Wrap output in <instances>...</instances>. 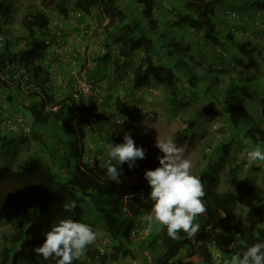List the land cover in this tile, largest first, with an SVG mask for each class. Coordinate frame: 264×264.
Wrapping results in <instances>:
<instances>
[{"label":"trees","instance_id":"1","mask_svg":"<svg viewBox=\"0 0 264 264\" xmlns=\"http://www.w3.org/2000/svg\"><path fill=\"white\" fill-rule=\"evenodd\" d=\"M226 1L233 0H76L73 6L62 0L57 5L56 21L41 7L27 8L20 19L21 32L11 27L12 5L0 2V154L7 153L17 142L18 132L26 133L38 148L23 162H5L0 157V221L11 225V230L1 234L0 264H56L55 257L45 260L33 249L44 243L51 224L61 218L88 223L106 237L99 241L103 251L96 250L98 257L80 258L74 264H113L129 256L135 259L136 247H143V239L147 245L161 240L160 246L152 243L149 264H215L216 259L224 264L233 254L264 241V228L257 227L263 218L261 207L250 206L247 222L242 223L237 216L240 197L235 192L206 186L204 201L208 211L197 221L201 230L196 238L172 240L165 229L156 232V241L149 236L160 227L158 222L151 225L149 234H139L149 225L143 217L153 206L144 173L159 166L158 157L163 153L155 147L158 114L144 111L145 100L132 96L135 92L159 83L171 88L174 96L180 79L202 92L195 114L173 129L172 139L178 146L197 147V131L205 123H219L221 116L230 128L228 140L216 147L219 154L224 153L222 157L218 155L221 161L234 144L246 146L247 152L264 145V46L257 48L240 37L246 30L263 28L264 0H246L238 8L230 7ZM220 5L236 10L238 20L241 18L245 26L238 22L220 27L216 21L220 16L228 25L238 21L218 14ZM76 12L81 16L77 17ZM64 22L74 23L73 33L83 42L72 48V56L83 58L84 65L95 61L87 77L100 88V104H105V94L119 79L132 96L115 98L117 119L115 115L109 117L108 139L101 134L96 137L95 145L103 146L96 149L94 156L86 141V129L99 118L94 105L83 96L75 97L72 89L68 94L56 95L58 88L51 84V77L58 72L69 77L67 88H71L72 76L67 70L73 61L62 57L69 49V45L65 46ZM84 43L87 46L82 50ZM199 45L198 55L194 56L196 50L192 48ZM102 50L104 54H100ZM211 55L215 59L209 60ZM229 58L233 59L231 64ZM111 60L115 68H111ZM194 64H203L207 70L198 71ZM104 82L108 89H104ZM21 98L26 99V104ZM60 131L70 138L62 140ZM126 133L138 147L146 149V158L138 159L131 169L127 163L120 166L122 183L118 184L107 176L109 157L104 152L105 144L122 143ZM212 153L207 150L201 158L208 169L195 174L203 183L215 179L219 161H214ZM230 174L234 175V171ZM85 200H90L89 206H85ZM261 200L263 203L264 198ZM73 202L76 207L66 211L64 205ZM218 229L227 241L225 252L217 257L211 236ZM109 241L112 247L107 253ZM131 242L135 247L129 245ZM231 244L235 247H229ZM106 253L108 261L104 262Z\"/></svg>","mask_w":264,"mask_h":264},{"label":"rangeland","instance_id":"2","mask_svg":"<svg viewBox=\"0 0 264 264\" xmlns=\"http://www.w3.org/2000/svg\"><path fill=\"white\" fill-rule=\"evenodd\" d=\"M1 1H6L9 2L12 5V10H11V16H12V23L11 27L14 30L20 29V32L22 31L21 25H20V19L22 15L25 13L26 9L29 8L30 6H36V7H41L45 9L53 18L54 21L57 20L58 17V8L57 5L62 1V0H0ZM76 0H65V3H69L66 5L68 6H73ZM167 2V1H166ZM246 0H233L232 2L226 1V3L230 7H240L244 5ZM167 7L171 8L172 5L170 3H166ZM224 5H220L218 7V14L223 13V7ZM217 18V17H216ZM225 18L223 17H218L216 19L217 23L220 25V27H230L231 25H234L235 23H240V25L245 26V23L242 19L240 18L238 21H234L228 25L226 21L224 20ZM61 21V20H60ZM54 23V22H53ZM75 23V21H74ZM73 22L71 24L64 22L62 25L64 29L66 30V42L65 46L67 47L69 45L68 50H64L62 53V57L67 59H73L74 55L73 52H71V48L73 47L74 44H77L80 42L77 39L78 34L73 33V29L71 26L74 24ZM0 25H2V22L0 21ZM263 28L261 29H254V30H247L244 31V35H241V39L243 41H251L253 42V45L257 48L263 47L264 46V25L262 26ZM75 32V31H74ZM241 33V32H240ZM180 39H182L180 37ZM194 40V39H192ZM67 43V44H66ZM194 56L198 55V52L200 50V45L197 48H192V51ZM228 55L232 54L231 51H227ZM230 53V54H229ZM209 60L215 59L212 55L208 58ZM229 63L231 64L230 61H232V58H229ZM191 61V60H190ZM192 63V62H191ZM206 64H208L206 62ZM226 66H228V61L224 62ZM196 67H198V71H204L207 70V67L203 64H194ZM229 68V67H228ZM212 69H217V66ZM70 71L69 69L67 72ZM224 77L227 78V74H224ZM70 81V80H69ZM108 83L104 82V89L107 88ZM103 85V86H104ZM176 87L177 90H175L174 96H172V92L170 91L171 88L167 87L165 88L164 85L162 84H153L151 86V90L148 89H142L139 92H135L132 96H134L137 99H141V101L144 99L145 104H144V111L148 112H154L158 114V123L159 126L157 127L156 131L154 132V137L157 139L158 135L161 138H166V137H173V129L175 128L176 125H183L185 121L183 119L189 118L192 115L195 114L194 110L202 102L201 99V93L199 90L191 89L188 87V85L185 83L184 79H180L176 81ZM108 89V88H107ZM109 94V95H108ZM117 96H122V97H132L131 94L127 91L126 88H119V87H112L110 86L108 93L105 94L104 97V103L103 108L99 112V116L102 119L101 123H95L91 127H88L86 129V134H87V145L90 147L91 151L90 154L91 156H94L96 149L100 148L103 146V144H99L98 146L95 145V141H97L96 137L99 136V134L102 135L104 139L109 138V133H108V125L107 123H111V120L109 117L115 115V119H117V113L116 109L114 107V101ZM27 99V97H26ZM24 98H21L20 101L26 100ZM20 107V104H18ZM15 111V110H14ZM219 123H205L198 131V138L199 142L197 147L194 148H189L186 146H180L184 148V154L186 157H189L192 159L194 167H193V174H202L207 170L208 164L204 161H202V156L206 151H213V159L214 161H219L217 162L214 170L215 174V179L209 182H204V186L206 187H213L218 190H226V192L231 191L235 192L239 197V205L237 208V216L239 217V220L242 223L247 222L246 218V213L247 210L249 209L250 206L255 205L259 206L262 208L263 212V218L261 223H264V202L262 203L261 198H264V164H260L257 166V164H249L247 161V150L246 146H241V144L238 145H233V148L229 152L228 155H226V158L223 159V161L220 160V156H224V153L221 151L220 154L217 150L216 147H218L217 144L221 143L224 144L226 140H228V132L230 128H228L225 125V118L224 116H221L218 119ZM220 124V126L218 125ZM55 136L57 137V133H54ZM17 136V142L12 145L11 149L8 150L7 153H1L0 157L7 158V161L9 162H23L25 158L28 156L29 153L35 152L37 146L35 144H32V138H28L26 133H19L16 135ZM62 140L66 141L70 137L65 133L64 131H60L58 135ZM20 139V140H19ZM109 141H107L106 148H105V154L107 153V145ZM217 145V146H216ZM259 147V146H255ZM260 148L264 150V145L260 144ZM1 152V151H0ZM218 155H220L218 157ZM209 162V161H208ZM210 163V162H209ZM204 164V165H203ZM234 171V175H231V171ZM90 200H85L84 204L85 206L90 205ZM6 230H11V225L8 221L3 220L0 221V252H1V246H2V232ZM158 231V228L152 233L149 237H152V239L156 240L158 238L159 233H156ZM147 237V238H149ZM102 238H106L103 236ZM142 242V241H141ZM161 240H158L156 242H150L149 245H147L146 239H143V247L142 244H140V247H136V258L132 257H127L126 258H121L119 263H113V264H149V258L151 257L150 251L153 250V245H158L160 246ZM112 242L109 241L107 243V253L111 250L110 247ZM131 247H135V242L129 243ZM156 245V246H157ZM144 249V250H142ZM107 253L102 257V261L107 262L108 261V255ZM216 254V253H215ZM217 256V254H216ZM222 256V255H221ZM218 257V256H217ZM216 259V258H215ZM217 260V259H216ZM215 260V261H216Z\"/></svg>","mask_w":264,"mask_h":264},{"label":"clouds","instance_id":"3","mask_svg":"<svg viewBox=\"0 0 264 264\" xmlns=\"http://www.w3.org/2000/svg\"><path fill=\"white\" fill-rule=\"evenodd\" d=\"M78 43L81 45L83 42ZM86 46L87 44L84 43L81 49L84 50ZM100 54L104 53L100 52ZM72 61L73 65L68 71V75L72 76L70 78L71 88H67L69 77L64 78L61 76V84H55L56 79L60 76L58 72L51 77V84L58 88L55 92L56 95L68 94L73 88V70L77 74H84L87 77L89 69L95 64V61L92 60L84 65L83 58L80 60L74 58ZM110 65L115 68L114 60H111ZM114 87L127 89L125 83L119 82ZM85 99L89 104L94 105L99 116L103 106L100 104L97 108V104L92 98ZM101 122L100 116L98 119L95 118L94 123ZM155 147L163 155L158 157V167L146 170L144 173V178L151 189L149 196L153 201V206L150 213L144 216L143 219L147 221L149 226L154 222H158L160 225L158 231L163 232L166 229L168 237L172 240L194 239L201 230V225L197 221L200 216L206 215L208 211L204 201L207 195L204 183L200 176L193 174L194 164L192 159L185 156L184 148L178 146L171 137L161 138L158 135ZM107 149L106 155L109 157L107 176L111 181L118 184L122 183L119 179L122 174L120 166L127 163L131 169L136 166L138 159L146 158V149L143 146L138 147L129 133L124 135L122 143H109ZM246 158L249 164L255 163L257 166L264 164V150L255 147L247 152ZM112 161L117 163L114 165ZM75 207L74 202L64 205L66 211H71ZM257 227L264 228V223L258 224ZM218 231L220 230L218 229ZM45 237L44 243L35 247L33 251L45 260L55 257L56 264H74V261H78L90 248L101 250L99 241L102 234L100 230L93 228L88 223L72 218H61L54 221L50 226V230L45 233ZM229 247H235V244H231ZM224 264H264V241L252 244L242 253L233 254L231 259L225 261Z\"/></svg>","mask_w":264,"mask_h":264},{"label":"built area","instance_id":"4","mask_svg":"<svg viewBox=\"0 0 264 264\" xmlns=\"http://www.w3.org/2000/svg\"><path fill=\"white\" fill-rule=\"evenodd\" d=\"M77 14H75L77 17L81 16L80 12H76ZM224 14L225 16H227L229 19L231 20H238L239 15L237 13L236 10L228 8L224 10ZM259 14V12H258ZM257 18V17H256ZM104 50L100 51L101 53ZM112 68V66H111ZM73 74H74V86L72 88V93L75 97H80L83 96L85 98H92L94 100V102L97 104L96 107L98 105H100V88L98 87L97 83L93 80V79H88V77H86L84 74H77V72H75V70H73ZM119 83H124L123 80L119 79L118 80ZM62 83V79L61 76H59L56 81L55 84H61ZM98 108V107H97ZM26 130H29L28 127H26ZM86 158V156H85ZM137 231V229L132 230L133 233H135ZM151 231V226L146 225L145 227H143V229H141L139 231V234L143 237L147 234H149ZM96 250L97 249H91L84 255L81 257V259L85 258V259H91V258H96L98 257L96 255ZM103 250L101 249L100 252H102ZM215 264H221L220 260H216Z\"/></svg>","mask_w":264,"mask_h":264},{"label":"crops","instance_id":"5","mask_svg":"<svg viewBox=\"0 0 264 264\" xmlns=\"http://www.w3.org/2000/svg\"><path fill=\"white\" fill-rule=\"evenodd\" d=\"M72 48L76 49V48H78V46L76 44H74ZM77 53H79V50L77 51ZM85 55H88V53H86ZM22 102L24 104H26L25 101H22ZM4 159L3 160L5 162H8L6 156ZM1 162H3V161H1ZM218 191L226 192V190H218ZM226 241H227V237L224 234H222L220 231H216L215 233L212 234V236H211V245L212 246L211 247L213 250H216L215 253L217 255L221 254V252H225L226 248L224 247V243H226Z\"/></svg>","mask_w":264,"mask_h":264}]
</instances>
